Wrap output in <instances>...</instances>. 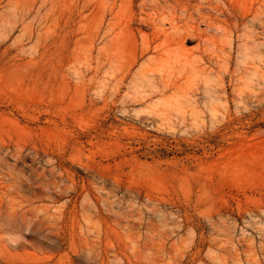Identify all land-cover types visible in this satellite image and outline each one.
I'll return each instance as SVG.
<instances>
[{
	"label": "rangeland",
	"instance_id": "obj_1",
	"mask_svg": "<svg viewBox=\"0 0 264 264\" xmlns=\"http://www.w3.org/2000/svg\"><path fill=\"white\" fill-rule=\"evenodd\" d=\"M12 263L264 264V0H0Z\"/></svg>",
	"mask_w": 264,
	"mask_h": 264
},
{
	"label": "bare ground",
	"instance_id": "obj_2",
	"mask_svg": "<svg viewBox=\"0 0 264 264\" xmlns=\"http://www.w3.org/2000/svg\"><path fill=\"white\" fill-rule=\"evenodd\" d=\"M154 3H156V1ZM159 15H157V19L155 20V26L158 25L159 27H162L165 23H168L171 26L172 30L175 32L174 19H175V16H176V10L170 9L168 7L167 11H165V9H164V12H161ZM167 51H168L167 55H169V59H170L171 56H174V58H175L174 62L176 64L180 62L179 61V57L177 55L179 53L178 49L170 47ZM163 63L165 65L166 61L163 60ZM167 68H168L167 66L162 67L163 70H165ZM130 71L131 70L129 69L128 73ZM149 84L152 87L157 86L158 89H157V91L154 92V94L159 93V94L164 95L166 92H168V91H170L172 89H175V84L174 83L170 82L168 79H164L162 74L158 75L155 72L150 77ZM94 235H96V234H94Z\"/></svg>",
	"mask_w": 264,
	"mask_h": 264
}]
</instances>
